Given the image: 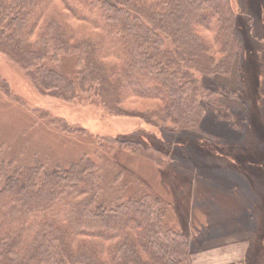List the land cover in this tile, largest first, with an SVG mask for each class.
<instances>
[{
  "label": "trees",
  "instance_id": "1",
  "mask_svg": "<svg viewBox=\"0 0 264 264\" xmlns=\"http://www.w3.org/2000/svg\"><path fill=\"white\" fill-rule=\"evenodd\" d=\"M239 11L233 0H0V52L16 75L4 87L24 82L36 97L94 104L173 133L198 128L204 108L229 119L222 99L236 90L213 77L238 73L239 82L243 58L247 74L259 67L234 29ZM48 122L82 154L55 166L0 157V264H191L190 224L174 225L164 197L119 168L102 185L89 156L109 163L116 146L158 150Z\"/></svg>",
  "mask_w": 264,
  "mask_h": 264
},
{
  "label": "rangeland",
  "instance_id": "2",
  "mask_svg": "<svg viewBox=\"0 0 264 264\" xmlns=\"http://www.w3.org/2000/svg\"><path fill=\"white\" fill-rule=\"evenodd\" d=\"M233 1L240 10L234 29L245 46L255 50L251 55L259 67H249L247 74L243 58L239 82L238 73L213 77L236 90L237 98L222 99L232 108L229 119H219L203 107L207 112L198 128L173 133L136 118L106 115L94 104L36 97L24 82L7 92L4 76L16 75L0 52V157L22 163L38 156L52 166L79 157V142L52 131L49 115L90 135L150 146L159 153L113 147L109 163L90 153L101 166L100 183H110L119 168L136 187L161 194L170 205L172 223L190 224L191 264H264V208L257 206L264 203V0ZM45 65L58 71L65 66L59 60H46ZM247 75L257 83H248ZM106 194L112 201L117 196L114 191L111 198Z\"/></svg>",
  "mask_w": 264,
  "mask_h": 264
}]
</instances>
